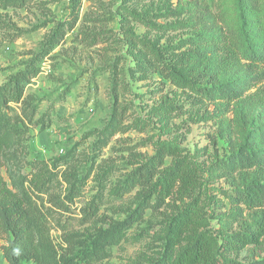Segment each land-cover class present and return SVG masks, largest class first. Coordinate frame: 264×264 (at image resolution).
<instances>
[{
	"label": "rangeland",
	"instance_id": "rangeland-1",
	"mask_svg": "<svg viewBox=\"0 0 264 264\" xmlns=\"http://www.w3.org/2000/svg\"><path fill=\"white\" fill-rule=\"evenodd\" d=\"M259 3L250 25L264 33V0ZM221 11H226L223 25L239 29L236 0H0V84L51 33L62 34L40 59V72L25 85V93L36 102V123L24 140L5 144L0 174L8 186L15 188V177L41 160L47 162L55 172L54 193L66 196L69 206L54 216L81 236L123 219L141 200L148 206L111 254L93 264H151L160 259L170 220L189 198L160 202L154 189L145 195L140 186L123 183L162 144L178 145L199 168L194 195L206 230L216 238L217 264H252L264 257V240L244 246L231 241L237 232L254 231L256 217L252 209L233 203L229 194L258 173L254 168L230 173L224 164L238 146L264 150V81L229 102L209 99L199 92L230 75L213 79L191 60L194 38L222 28L217 19ZM145 46L161 49L164 63L178 60L186 84L142 69L137 55L149 54ZM113 80L121 87L113 89ZM113 107L121 110L123 130L106 137L100 131ZM170 162L166 155L162 167ZM92 202L97 214L85 222L83 211ZM51 235L61 242L55 225ZM0 264H8L1 249Z\"/></svg>",
	"mask_w": 264,
	"mask_h": 264
},
{
	"label": "trees",
	"instance_id": "trees-1",
	"mask_svg": "<svg viewBox=\"0 0 264 264\" xmlns=\"http://www.w3.org/2000/svg\"><path fill=\"white\" fill-rule=\"evenodd\" d=\"M209 3L212 4L213 0ZM236 8L239 29L223 25L226 11H221L217 19L222 28L203 31L192 42L196 47L191 60L194 65L201 66L200 72L204 71L213 79L223 74L230 75V79L223 83L199 92L209 99L221 98L229 102L264 81V33L250 25L252 16L260 10L259 0H236ZM203 9L208 11L207 7ZM57 34L54 31L45 38L41 49L0 84V168L5 159L7 141L16 143L24 140L29 126L36 123V102L31 94L25 93V85L40 72V59L58 44L62 34ZM254 39L259 41L254 44ZM144 50L149 54L142 51L137 55V63L142 65V69L158 71L177 84H186L185 78L178 73V60L164 63L161 49L145 46ZM185 56L189 58L188 54ZM119 86L120 83L113 80L112 88ZM196 90H201V87L197 86ZM120 115L121 110L113 107L100 132L110 137L123 130ZM260 133L264 141V131ZM166 155L171 157V162L162 167ZM224 164L230 173L250 168L258 173L254 180L234 188L229 198L233 203L252 209L256 217L254 231L237 232L231 241L241 246L260 244L264 240V150L255 152L238 146L226 157ZM198 169L178 145L162 144L123 183L140 186V192L145 195L154 189L160 202L165 198H189V202L171 218L161 257L151 264H217L216 238L206 230V217L194 195L199 181ZM54 176L55 172L42 160L36 168L15 177V188L9 187L0 174V240L3 242L0 249L8 264L96 263L111 254L112 246L120 242L127 229L142 218L148 207L141 200L123 219L106 228L96 227L93 232L81 236L70 232L54 216L69 210L67 197L60 198L54 193ZM92 203L83 211L85 222L97 214V207ZM54 225L60 231V243L52 238ZM252 264H264V257Z\"/></svg>",
	"mask_w": 264,
	"mask_h": 264
}]
</instances>
